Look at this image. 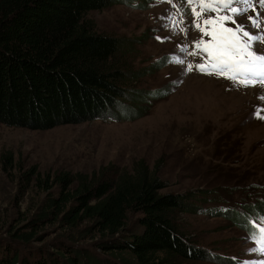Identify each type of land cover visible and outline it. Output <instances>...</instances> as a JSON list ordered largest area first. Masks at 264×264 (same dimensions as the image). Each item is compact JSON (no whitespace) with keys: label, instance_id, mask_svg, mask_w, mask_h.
<instances>
[{"label":"rangeland","instance_id":"obj_1","mask_svg":"<svg viewBox=\"0 0 264 264\" xmlns=\"http://www.w3.org/2000/svg\"><path fill=\"white\" fill-rule=\"evenodd\" d=\"M173 4L112 0L88 12L99 31L120 37L122 66L131 70L126 98L108 115L45 129L0 121L1 242L8 240L4 225L24 224L26 209L38 198L37 189L23 193V171L37 168L42 176L58 170L91 173L103 166L131 167L143 159L163 178L165 186L160 191L183 194L188 205L177 216L180 231L196 254L180 258L181 264H258L264 260V254L252 251L261 245L245 225H251V219L256 225L264 217V120L255 115L262 109L264 116V101L258 99L264 91L197 70L195 65L208 57L194 42L210 40L192 26L196 19L192 9L199 12V4L189 5L186 0H173ZM256 7L264 17L258 0ZM173 14L186 34L170 27ZM238 23L256 31L247 16H240ZM226 26L235 27L230 22ZM183 45L197 55L181 52ZM252 50L264 52L255 45ZM173 55L185 64L172 63ZM189 63L191 72L186 71ZM138 110H144L143 114L131 118ZM258 201L261 204L256 208ZM139 215L130 213L120 239L142 229ZM254 231L258 233V227ZM58 232L54 224L47 226L44 239L23 252L35 256L40 245L54 249ZM81 246L100 257L114 258L112 251L89 240Z\"/></svg>","mask_w":264,"mask_h":264},{"label":"trees","instance_id":"obj_2","mask_svg":"<svg viewBox=\"0 0 264 264\" xmlns=\"http://www.w3.org/2000/svg\"><path fill=\"white\" fill-rule=\"evenodd\" d=\"M111 3L0 0L1 122L45 129L89 121L108 115L126 98L131 70L122 66L121 39L99 31L88 17L90 10ZM22 173L23 193L39 194L26 209L24 224L4 225L8 240L0 241V264H181L180 258L196 254L180 231L177 212L188 206L184 195L161 192L163 178L143 159L91 173L58 170L42 176L37 168ZM132 212L140 214L142 229L120 239ZM250 221L245 225L253 233L257 225ZM53 224L59 230L55 248L40 245L35 256L26 255L24 249L44 239ZM87 240L114 258L81 246Z\"/></svg>","mask_w":264,"mask_h":264},{"label":"snow or ice","instance_id":"obj_3","mask_svg":"<svg viewBox=\"0 0 264 264\" xmlns=\"http://www.w3.org/2000/svg\"><path fill=\"white\" fill-rule=\"evenodd\" d=\"M164 2L173 4V0ZM186 3L199 4V12L195 8L192 9L196 17L192 26L210 37L208 41L201 39L194 42V47L206 53L208 57L205 63L196 64L195 68L208 75L225 76L233 83L246 88L259 86L264 91V52L258 54L252 50L254 45L264 49V17H261L260 11L257 10V0H186ZM258 4L260 9H264V0H258ZM173 7L176 5L173 4ZM249 12H254L255 15H249ZM212 13L217 15L214 16ZM240 16H247L251 28L256 30L254 33L249 31L246 25L238 23ZM169 19L174 32L179 30L186 34V29L178 28L181 21L177 19V14H173ZM229 22L235 27L226 26ZM156 38L161 40L159 36ZM180 51L187 55H197V52H188V45H183ZM170 60L175 64H185V60L177 55L171 56ZM186 71H193L191 63L187 64ZM258 99L264 101V94ZM261 111L262 109H257L255 115L264 120V116L260 115ZM255 223L258 233L253 231L252 238L261 247L253 248L252 251L264 254V227L259 226L264 224V217ZM252 264L257 262L254 261ZM258 264H264V260Z\"/></svg>","mask_w":264,"mask_h":264}]
</instances>
